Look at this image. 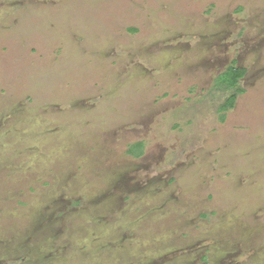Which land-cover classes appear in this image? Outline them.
<instances>
[{
  "label": "rangeland",
  "instance_id": "1",
  "mask_svg": "<svg viewBox=\"0 0 264 264\" xmlns=\"http://www.w3.org/2000/svg\"><path fill=\"white\" fill-rule=\"evenodd\" d=\"M0 264H264V0H0Z\"/></svg>",
  "mask_w": 264,
  "mask_h": 264
},
{
  "label": "trees",
  "instance_id": "2",
  "mask_svg": "<svg viewBox=\"0 0 264 264\" xmlns=\"http://www.w3.org/2000/svg\"><path fill=\"white\" fill-rule=\"evenodd\" d=\"M247 72V68L238 64L235 58L226 68L221 71L214 80L209 96L216 101V109L220 114L221 120L225 119L228 110L235 107L240 94L244 92L241 81ZM127 152L135 157H140L144 153V142L136 141L132 143Z\"/></svg>",
  "mask_w": 264,
  "mask_h": 264
},
{
  "label": "flooded vegetation",
  "instance_id": "3",
  "mask_svg": "<svg viewBox=\"0 0 264 264\" xmlns=\"http://www.w3.org/2000/svg\"><path fill=\"white\" fill-rule=\"evenodd\" d=\"M244 78V77H243ZM77 204H79V202H76ZM111 214V215H110ZM109 215L110 216H107L106 218L109 220V221H112V220H115L116 219V217L113 215V213H110ZM113 243H116V241L114 242L113 241ZM206 257V256H205Z\"/></svg>",
  "mask_w": 264,
  "mask_h": 264
}]
</instances>
